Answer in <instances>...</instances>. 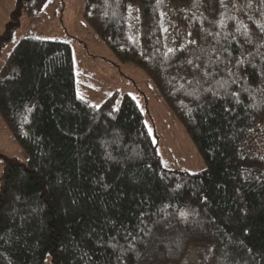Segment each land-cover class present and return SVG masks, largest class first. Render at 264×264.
<instances>
[{"label": "trees", "instance_id": "1", "mask_svg": "<svg viewBox=\"0 0 264 264\" xmlns=\"http://www.w3.org/2000/svg\"><path fill=\"white\" fill-rule=\"evenodd\" d=\"M84 2L206 169H166L131 96L91 106L72 46L25 39L0 71V118L27 157L3 178L0 264H264V0Z\"/></svg>", "mask_w": 264, "mask_h": 264}, {"label": "rangeland", "instance_id": "2", "mask_svg": "<svg viewBox=\"0 0 264 264\" xmlns=\"http://www.w3.org/2000/svg\"><path fill=\"white\" fill-rule=\"evenodd\" d=\"M28 0H0V70L25 39L72 46L78 97L93 107L118 96H131L145 115L146 124L168 170L198 174L206 168L184 128L162 96L139 69L122 65L84 20V0H50L32 19L23 13ZM27 157L0 118V193L3 178ZM46 264H54L50 256Z\"/></svg>", "mask_w": 264, "mask_h": 264}, {"label": "snow or ice", "instance_id": "3", "mask_svg": "<svg viewBox=\"0 0 264 264\" xmlns=\"http://www.w3.org/2000/svg\"><path fill=\"white\" fill-rule=\"evenodd\" d=\"M49 2H50V0H49Z\"/></svg>", "mask_w": 264, "mask_h": 264}, {"label": "crops", "instance_id": "4", "mask_svg": "<svg viewBox=\"0 0 264 264\" xmlns=\"http://www.w3.org/2000/svg\"><path fill=\"white\" fill-rule=\"evenodd\" d=\"M1 71V70H0Z\"/></svg>", "mask_w": 264, "mask_h": 264}]
</instances>
